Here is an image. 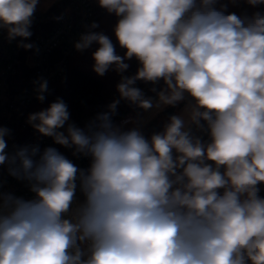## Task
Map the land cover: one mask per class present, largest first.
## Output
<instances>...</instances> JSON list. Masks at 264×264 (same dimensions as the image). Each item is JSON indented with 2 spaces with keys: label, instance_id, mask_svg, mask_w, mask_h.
Listing matches in <instances>:
<instances>
[{
  "label": "clouds",
  "instance_id": "9594fccd",
  "mask_svg": "<svg viewBox=\"0 0 264 264\" xmlns=\"http://www.w3.org/2000/svg\"><path fill=\"white\" fill-rule=\"evenodd\" d=\"M42 2L57 0H0L9 43L20 38L17 47L39 51L25 41ZM95 3L117 18L124 54L95 21L74 48L98 45L92 70L120 76L119 98L83 127L62 98L27 118L88 158L86 169L38 143L9 153L11 129L0 125V264H264V0ZM133 59L135 74L124 75ZM33 83L44 102L48 80ZM122 100L151 116L116 124ZM182 103L162 131L145 136L152 117ZM5 166L30 198L6 187Z\"/></svg>",
  "mask_w": 264,
  "mask_h": 264
},
{
  "label": "built area",
  "instance_id": "2783aa9c",
  "mask_svg": "<svg viewBox=\"0 0 264 264\" xmlns=\"http://www.w3.org/2000/svg\"><path fill=\"white\" fill-rule=\"evenodd\" d=\"M65 1L66 6L57 15L63 16V19L55 20L48 29L45 26L47 8L36 11L31 28L33 35L25 42L34 43L39 48L38 52L35 49L24 50L17 47L20 38L9 43L7 33H0V125L11 129V135L6 137L9 153L14 150V146L38 143L41 150L48 146L56 147L78 167L86 169L90 164L88 158L78 159L72 156V150L54 144L52 138L41 136L27 123L29 114L38 112L37 106L41 104L36 99V85L33 81L40 77L48 80L49 93L45 94L47 98L52 84L63 75L70 59L77 53L74 42L85 31L84 26L91 23L92 7L89 0ZM38 29L41 31L37 32ZM140 112L126 114L114 122L120 124L130 117L136 120ZM71 121L80 127L85 125L72 116ZM204 139L207 140V135H204ZM6 168L7 166L4 167L6 187L17 195L30 198L32 194L22 182L8 176Z\"/></svg>",
  "mask_w": 264,
  "mask_h": 264
},
{
  "label": "trees",
  "instance_id": "16d2710c",
  "mask_svg": "<svg viewBox=\"0 0 264 264\" xmlns=\"http://www.w3.org/2000/svg\"><path fill=\"white\" fill-rule=\"evenodd\" d=\"M89 1L92 7L91 23L93 21L99 23V28L94 31L104 32L113 40V43L116 44L113 27L117 18L114 15L107 14L105 10L101 9L95 3V0ZM65 6V0H58L47 8V19L45 24L47 29L54 24L56 20L54 17H57L58 13L62 11ZM244 7L247 6H242V8ZM242 8H233L230 9V11H236L239 13ZM258 10L264 11V5L260 6ZM248 11L252 12L254 9L249 8ZM40 31L41 30L39 29L37 30V32ZM97 47L98 45L93 44L88 50L83 53L77 52L70 59L66 71L61 77L54 81L49 96L44 102H41V104L37 106V109H46L52 102H55L57 98H62L67 104L71 116L86 124L98 112L105 111L107 104L111 103L114 99L119 98V94L116 91V85L120 80V76L115 71L110 70L103 77H100L92 70L94 61L91 58V54ZM116 50L117 54H124L118 44H116ZM126 62L130 64V67L124 75L135 74L139 66L137 61L133 59ZM162 84L163 82L161 81V84L157 85V87H161ZM136 86L141 88L146 96H155V94L150 91L153 87L152 84L137 81ZM141 110L142 109L122 100L118 106L117 114L113 117V121L126 114L140 112ZM166 122L167 119L164 117L155 118L144 126L142 130L146 137H150L152 132L162 131L163 125ZM260 195L264 197V188L261 189Z\"/></svg>",
  "mask_w": 264,
  "mask_h": 264
},
{
  "label": "rangeland",
  "instance_id": "374dc122",
  "mask_svg": "<svg viewBox=\"0 0 264 264\" xmlns=\"http://www.w3.org/2000/svg\"><path fill=\"white\" fill-rule=\"evenodd\" d=\"M48 7H49L48 5H46L44 2H42V3L38 6L37 10L42 11V10H45L46 8H48ZM183 106H184V105H183V103H182V104H180L179 106H177V107H175V108H173V107H168V108H166L164 111L160 112L158 115L152 117V118L148 121V123H149L152 119H154V118H156V117H161V116H163V113H164L167 109H169V108L172 109V110H171V114H179V113L181 112V109L183 108ZM150 116H151V113H150V112H144V110H142V111L140 112V114H139V118L142 117V118L147 119V118L150 117ZM148 123H147V124H148ZM147 124H146V125H147ZM133 126H134V124H130V125L126 126V128H131V127H133ZM262 188H264V187H262Z\"/></svg>",
  "mask_w": 264,
  "mask_h": 264
},
{
  "label": "water",
  "instance_id": "95a60500",
  "mask_svg": "<svg viewBox=\"0 0 264 264\" xmlns=\"http://www.w3.org/2000/svg\"><path fill=\"white\" fill-rule=\"evenodd\" d=\"M171 108H169V109H167L164 113H163V117L164 118H166L167 120H168V117L170 116V115H172L171 114ZM77 196H78V198H81L80 197V194H79V191H77Z\"/></svg>",
  "mask_w": 264,
  "mask_h": 264
},
{
  "label": "crops",
  "instance_id": "0c3cea01",
  "mask_svg": "<svg viewBox=\"0 0 264 264\" xmlns=\"http://www.w3.org/2000/svg\"><path fill=\"white\" fill-rule=\"evenodd\" d=\"M161 117H163V116H161ZM139 118V117H138ZM156 118H159V117H156ZM155 119V118H154ZM146 126V125H145Z\"/></svg>",
  "mask_w": 264,
  "mask_h": 264
}]
</instances>
